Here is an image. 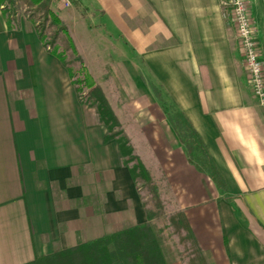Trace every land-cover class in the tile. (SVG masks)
Masks as SVG:
<instances>
[{"label":"crops","instance_id":"1","mask_svg":"<svg viewBox=\"0 0 264 264\" xmlns=\"http://www.w3.org/2000/svg\"><path fill=\"white\" fill-rule=\"evenodd\" d=\"M67 1L49 7L142 164L162 174L205 264H264V104L221 0ZM247 7L264 69V0ZM68 53L61 61L20 16L8 27L0 5V264L149 221L116 140L70 82ZM158 89L227 192L187 160Z\"/></svg>","mask_w":264,"mask_h":264},{"label":"trees","instance_id":"2","mask_svg":"<svg viewBox=\"0 0 264 264\" xmlns=\"http://www.w3.org/2000/svg\"><path fill=\"white\" fill-rule=\"evenodd\" d=\"M13 0H0L2 13L8 27L13 25L14 18L5 11V3L10 4ZM33 4L34 8L40 10L47 25L53 27L50 39H43L41 29L38 35L48 50L64 62V49H54L56 35L61 32L64 34L66 49L73 55L77 67L68 68L70 82L74 86L80 101L93 106L97 118L106 127L105 139L114 138L120 153L124 159L122 164L126 165L132 178L139 177L149 184V191L158 203L157 186L150 182V174L139 158L132 153V146L127 142L126 136L118 129L117 119L109 106L100 86L93 80L92 76L77 54L73 41L56 13L49 7V0H25ZM83 88H85L83 90ZM170 122L176 132L177 138L181 143L187 160L199 171L207 174L214 183L215 187L221 192H227L220 173L217 171L211 158L204 148L203 143L192 129L185 117L179 112L174 111L169 116ZM193 149L198 150V154L193 153ZM134 159V163L129 164ZM225 199L232 196L224 194ZM149 214V217H151ZM169 222L174 230L183 231L186 238L192 243V253L199 264H205L201 255L200 248L187 224L184 214L176 210L169 215ZM21 264H168L162 250L161 238L156 228L149 222L133 224L123 227L115 232L104 234L98 238L79 242L74 246L61 251L39 255Z\"/></svg>","mask_w":264,"mask_h":264},{"label":"rangeland","instance_id":"3","mask_svg":"<svg viewBox=\"0 0 264 264\" xmlns=\"http://www.w3.org/2000/svg\"><path fill=\"white\" fill-rule=\"evenodd\" d=\"M5 11L8 14H11L14 19L20 16L24 20L30 21L35 26L36 30H42L43 39H50L53 27L47 25V21L43 19L40 10L35 9L33 4H29L25 2V0H13L10 4L5 3ZM63 43L64 45L61 48L65 51L66 41H63ZM54 49H58L56 42H54ZM68 55H70L71 57L69 60L71 61L70 67L72 69H75L77 67V63L74 61L73 55L70 50ZM84 89L85 88H83V90ZM156 91H158V94L155 92L154 94L155 96H157L160 105L164 108L165 113L168 114V116L172 115L174 111H176V108L171 99L161 90L158 89ZM123 112L124 115L122 116L125 117V109H123ZM117 128L120 129L124 134L123 127L119 122ZM192 152L198 154L197 149H193ZM132 153H135V155L139 158L138 154H136L133 148ZM122 159H124V157H122ZM139 160L141 161L140 158ZM131 163H134V159L129 164ZM134 180L138 189V193L143 201V209L145 211V214L149 218V222L156 228L160 235L162 250L167 263L199 264L196 257L192 253L191 241L185 237L182 230H174L172 224L169 222V215L175 212V203L173 200L172 192L167 183L164 181L162 174H159V172L156 175L150 174V182L154 183L157 186L159 198L158 203L155 201L156 197H153L151 195L149 191L150 189L148 187L149 184L147 182L139 177L134 178ZM149 214H152L150 215L151 217H149Z\"/></svg>","mask_w":264,"mask_h":264},{"label":"built area","instance_id":"4","mask_svg":"<svg viewBox=\"0 0 264 264\" xmlns=\"http://www.w3.org/2000/svg\"><path fill=\"white\" fill-rule=\"evenodd\" d=\"M65 5L67 0H60ZM222 14L234 27L241 51L247 82L259 104H264V69L256 46L255 31L247 7V0H221Z\"/></svg>","mask_w":264,"mask_h":264}]
</instances>
